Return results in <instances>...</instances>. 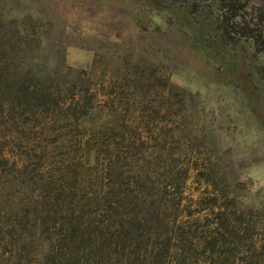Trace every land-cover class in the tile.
Instances as JSON below:
<instances>
[{"label": "trees", "instance_id": "16d2710c", "mask_svg": "<svg viewBox=\"0 0 264 264\" xmlns=\"http://www.w3.org/2000/svg\"><path fill=\"white\" fill-rule=\"evenodd\" d=\"M97 1L113 5L114 0ZM118 3L122 16L139 12L134 20L140 40L163 34L173 52L188 48L203 54L264 127V0ZM154 10L164 15V31L154 24ZM37 13L45 15V22L20 28L13 21L9 33L0 27V126L40 125L41 120L59 117L63 120L53 125L62 123L60 131L74 128L82 134L79 147L94 151L96 165L92 168L85 154L78 160L72 156L52 161L49 145L64 141L68 130L52 139L53 130L46 128V141L36 145L39 150L28 140L26 148H31L19 162L0 151V170L9 167V175L14 174L10 189L30 196L19 203L9 200V218L0 210V264H264V204L257 210L237 209L230 193L212 178L214 158H203L208 170L189 163L186 152L174 146L185 138L189 108L197 95L170 83L150 47L139 56L127 50L122 73L104 92L109 110L90 123L89 118L105 110L96 103L86 73L65 63L62 70L41 68L53 24L46 8ZM59 44L55 40L53 48ZM137 112L151 121L171 116V149L163 139L154 146L157 151H137L145 142L132 130L127 134V117ZM17 143L22 147V140ZM194 170L206 177L213 192L210 198L192 200L196 208L191 210L185 192ZM222 197L227 199L224 205Z\"/></svg>", "mask_w": 264, "mask_h": 264}, {"label": "rangeland", "instance_id": "374dc122", "mask_svg": "<svg viewBox=\"0 0 264 264\" xmlns=\"http://www.w3.org/2000/svg\"><path fill=\"white\" fill-rule=\"evenodd\" d=\"M106 2L0 0V27H3L2 33H9L12 30L11 23L15 21L20 28H28L33 22L45 18V15H38L37 11L46 8L53 30L52 39L47 42L45 51L41 53L43 57L40 61L41 68L50 71L57 66L62 70V64L65 63L74 70L86 73L92 90L97 93L96 103L104 106L105 110L89 118L92 124L102 119L110 108L107 105L110 99L105 93L110 91V82L116 80L115 76L122 73L121 59L127 54L126 51L132 50L139 56V54L143 55L144 48L150 47L151 54L155 58L154 62L170 83L198 97L193 107L189 108L188 114L191 116L186 119L185 138L180 144L174 145L176 150H184L188 155L189 163L193 165L197 162L199 166L208 170H210L209 166L205 167L203 158H214L210 167L215 171L212 178H217L218 187L230 193V198L235 200L237 209L257 210L260 203L264 204V127L251 114L245 99L234 88L223 84L221 78L209 67L203 54L190 51L188 48H182L177 53L173 52L167 44L168 38L163 34H155L140 40L134 20L138 11H135L133 17L127 18L120 14L118 0H114L113 5ZM16 3L21 7L17 8L13 5ZM29 12H33L31 13L34 17L33 22L28 20ZM161 16L164 15L154 10V24H160L164 31L166 27L162 25ZM146 18L147 21L151 20L147 15ZM55 40H60V44L53 48ZM116 45L121 47L117 49ZM63 72L66 73L65 70ZM138 110L141 111L140 108ZM162 116L154 121H151L148 115L139 112L127 117L130 119L127 134L132 130L145 142L139 144L138 152L157 151L154 146L163 139H166L167 150L171 149V116ZM55 119L57 120L52 122L41 120L42 125L29 123L18 127L0 126V151L3 149L8 152V157L19 162L23 152L31 148L30 146L26 148L28 140L32 141L31 144L34 143V147L39 142L46 141V128L53 130L49 135L52 139L55 133L56 135L60 132L66 133L68 130L71 133L64 141L49 145V154L54 157L52 161L58 162L62 158L72 156L77 159L81 154H85L89 155V165L95 167L94 151H88L85 146L79 147L78 141L82 139V134L76 132L74 128L60 131L62 123L56 126L53 123L63 119L59 117ZM52 125L54 128L51 127ZM87 126L89 128L90 125ZM20 140L23 141L22 147L17 146ZM35 148L39 150L37 146ZM81 168L72 166L71 170L83 171ZM198 172L192 171L186 186L185 205L191 210L196 208L192 200L201 197L210 198L213 192L212 185L205 181L206 177L198 176ZM13 175V173L9 175V167L0 170V210H5L2 216L7 218H9V200L10 203H19L30 197L25 193L17 194L14 189H10L9 180H13ZM220 202L224 205L227 199L222 197ZM203 214L206 215L207 211ZM260 221L264 223V210L260 215Z\"/></svg>", "mask_w": 264, "mask_h": 264}]
</instances>
